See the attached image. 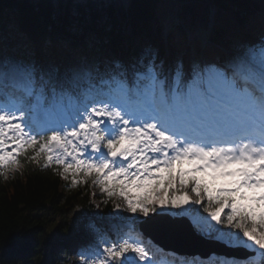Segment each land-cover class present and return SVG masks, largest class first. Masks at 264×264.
I'll use <instances>...</instances> for the list:
<instances>
[{"label":"trees","instance_id":"16d2710c","mask_svg":"<svg viewBox=\"0 0 264 264\" xmlns=\"http://www.w3.org/2000/svg\"><path fill=\"white\" fill-rule=\"evenodd\" d=\"M189 48L196 50L192 58ZM203 53L215 68L237 55L262 60L264 0H0V60L5 67L18 64L29 81L31 96L19 101L29 120L37 97L68 109L89 91L137 100L158 86L175 87L179 94ZM120 87L125 92H118ZM32 154L21 158L18 171L0 177V264H68L64 241L73 235L83 240L92 226L96 239L119 246L104 220L108 214L128 217L124 208L114 211L122 202L94 194L91 181L68 188L62 169L37 167ZM68 208L78 210L87 228H69ZM132 230L138 234V224ZM218 232L228 229L203 236L217 239ZM140 238L148 252L170 264H223L218 256L202 260L163 253Z\"/></svg>","mask_w":264,"mask_h":264},{"label":"snow or ice","instance_id":"6c2138e0","mask_svg":"<svg viewBox=\"0 0 264 264\" xmlns=\"http://www.w3.org/2000/svg\"><path fill=\"white\" fill-rule=\"evenodd\" d=\"M243 75V90L208 73L199 94L169 99L154 90L143 106L120 97L74 121L51 117L50 135L34 130L21 105L0 103V177L18 171L31 152L37 167L62 169L72 189L91 181L133 215L203 206L210 229L237 234L218 232L221 241L258 250L254 264H264V66ZM103 254L92 264H153L127 240Z\"/></svg>","mask_w":264,"mask_h":264},{"label":"rangeland","instance_id":"374dc122","mask_svg":"<svg viewBox=\"0 0 264 264\" xmlns=\"http://www.w3.org/2000/svg\"><path fill=\"white\" fill-rule=\"evenodd\" d=\"M205 36L206 33H201V39L202 43H205ZM178 46L184 47L183 44L177 43ZM195 49L189 48L188 53L190 58L196 55ZM198 60L197 64L194 65V69L192 72L188 71L187 78L184 82V87H182V91L180 93L179 97H184L188 93L199 94L202 91V88L200 86L201 81H203L208 73H215L218 74L220 77L226 78L227 80L231 82L237 83V86L239 89L243 90L247 85L240 82L239 79H243L244 75L247 74L246 71H248L249 75L256 76V74L260 71V66H264V58L261 60L253 57L252 55L249 56H240L237 55L233 57V60L226 64V67L223 69H217L213 67L212 62L210 61L209 57H207L204 53L197 54ZM205 62V63H204ZM9 66L5 67L4 63L0 60V95H2L3 92H6V100H8V104L15 102L18 104V101L20 99L21 95H26V93H31V86L29 84V81L26 79V77L23 75V70L19 67L18 64L14 62L8 63ZM203 64H205V67H203ZM193 68V67H192ZM191 68V69H192ZM245 70V71H243ZM176 80V75H175ZM241 83V84H240ZM9 86V87H8ZM13 87H17L18 90H13ZM162 89V88H161ZM160 87H157L156 93L159 94L161 91ZM120 90H123L125 92L124 87L118 88V92ZM163 93L166 97L171 99L173 96H178L175 94V88H163ZM21 92V94H19ZM16 94H19L17 97ZM83 101H80L79 104H75V106H72L71 108L60 106L59 103H54V100H51L50 103L48 102V105H45L44 100L41 98H36L34 101V104L32 106V114L30 117L29 122L34 125L35 131H44L45 133L48 132V128L51 127V124L54 122L51 117H55V119H59L61 121L63 120H76L77 113H80V115H83L86 109H90L91 107H100L106 104V102L110 99H117L119 96V93H116L115 95H112L110 97L108 96H95L92 91H89L85 95ZM152 96V95H151ZM145 98L141 97V102L144 103ZM16 99V100H15ZM0 101H3L2 97H0ZM19 105V104H18ZM111 107V105H109ZM86 178L84 177L83 180ZM68 186V188H70ZM92 192L96 195H99L101 193L100 189L94 186L92 183L90 187ZM96 205H100L103 207V204L101 203L100 199H95ZM125 206L122 204L118 205L117 208L123 209ZM66 217L69 220V228L72 229V231L77 230L80 228L81 230L87 228L89 225L88 222L78 213V210L76 208H68L66 210ZM120 212V211H119ZM158 212L161 213H169L168 215L171 217H186L189 222L196 228V231L201 234H207V232L212 231L216 229L215 225H212V228L210 229L208 225H211L212 222L210 218L207 217V214L203 211V206H201L199 209L195 208L194 206L190 207L187 210L181 209V210H173V209H166V210H159ZM194 212H197L196 215L193 214ZM174 213V215H173ZM180 213H183L181 215ZM206 215H205V214ZM124 214H127L128 217H120L119 216H113L111 214H108L107 220H104L107 228L106 230L110 234H114L116 243L119 245L124 242L125 240L129 242H134L138 244L139 246L144 247V243H142V239L139 235L134 234L132 228L134 223H138L137 221V215H133L130 212L125 211ZM125 216V215H124ZM89 218V217H87ZM145 217H143L144 219ZM201 226V227H200ZM88 229V233L85 232L82 239L74 240L75 235L71 236L69 239L70 241L65 242L66 246V255L64 260L68 261V264H80L82 260L87 259L88 264H92V261L96 258L103 259V249L106 247H118L114 243L106 242L104 240L96 239L97 235L95 230V226H92ZM229 235L235 236L237 235L234 232H231V230H228L227 232ZM82 240V241H81ZM218 241L224 243L219 238H217ZM225 244V243H224ZM227 245V244H225ZM229 247H239L236 244L227 245ZM146 249V247H144ZM147 251V249H146ZM253 251L254 253L257 252ZM148 252V251H147ZM150 256L153 258V264H168V260H161L154 258L153 254L151 252H148ZM128 257H131L132 254H127ZM210 259V258H208ZM253 258H250L249 260H252ZM244 261L237 260V259H227L225 258L223 261V264H244ZM183 263V261H181ZM62 264V263H61ZM137 264L139 262L137 261ZM191 264V263H190Z\"/></svg>","mask_w":264,"mask_h":264},{"label":"water","instance_id":"95a60500","mask_svg":"<svg viewBox=\"0 0 264 264\" xmlns=\"http://www.w3.org/2000/svg\"><path fill=\"white\" fill-rule=\"evenodd\" d=\"M139 231L166 252L189 258L217 256L246 259L254 255L241 247L226 246L218 240H210L198 235L186 217L152 215L138 223Z\"/></svg>","mask_w":264,"mask_h":264},{"label":"bare ground","instance_id":"6f19581e","mask_svg":"<svg viewBox=\"0 0 264 264\" xmlns=\"http://www.w3.org/2000/svg\"><path fill=\"white\" fill-rule=\"evenodd\" d=\"M204 39H205V41H206L207 37L205 36V38H204ZM204 63H205V62H204ZM203 67H205V64H203ZM243 79H244V78H243ZM243 79H242V80H241V79H239L241 83H243ZM241 83H240V84H241ZM243 84H244V83H243ZM200 227H201V226H200Z\"/></svg>","mask_w":264,"mask_h":264}]
</instances>
